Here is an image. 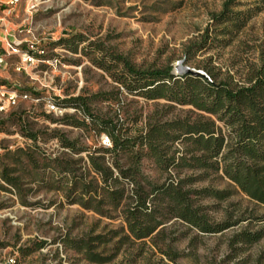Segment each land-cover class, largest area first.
Here are the masks:
<instances>
[{
    "label": "rangeland",
    "instance_id": "rangeland-1",
    "mask_svg": "<svg viewBox=\"0 0 264 264\" xmlns=\"http://www.w3.org/2000/svg\"><path fill=\"white\" fill-rule=\"evenodd\" d=\"M7 1L0 0V39L9 33L18 53L5 57L0 86L30 98L0 114V167L8 163L2 158L6 151L31 144L24 136L27 131L36 133L37 146L53 156L61 152L55 139H47L54 129L71 140L79 138L84 145H109L105 135L60 125L57 121L65 115L81 118V114L72 108H60L63 114L48 111L47 102L57 99L108 94L109 100L91 104L92 111L129 131H145L156 120L199 114L189 106L128 95L93 63L101 60L107 66L110 55H120L143 69L170 66L173 74L179 63L202 72L205 67L231 86H246L258 74L264 77V4L253 0H237L241 6L233 11L257 7L259 12L243 29L227 36L219 35L222 27L211 23L225 0H19L6 5ZM206 33L210 37L206 46L187 59L186 51H198ZM71 37L77 39L76 53L59 44ZM32 39L45 51L40 59L45 62L24 65L20 55ZM54 60L57 63L49 62ZM141 170L156 184L169 175L175 177L174 172L160 171L152 160H143ZM201 173L181 170L179 177ZM189 187L231 193L223 201L205 198L198 204L207 208L212 222L232 226L221 233L201 234L171 219L161 235L127 242L106 264H264V237L250 246L230 248L234 235L264 229V206L250 201L221 173L209 174ZM28 202L34 206L22 207L12 195L0 192V259L14 256L17 264H92L81 254L65 250L60 240L107 234L121 226L119 220L99 218L78 206L59 207L52 193L38 192ZM49 203L53 206L46 208ZM118 239L104 247L105 256L113 254ZM40 243L44 245L37 248Z\"/></svg>",
    "mask_w": 264,
    "mask_h": 264
},
{
    "label": "trees",
    "instance_id": "trees-1",
    "mask_svg": "<svg viewBox=\"0 0 264 264\" xmlns=\"http://www.w3.org/2000/svg\"><path fill=\"white\" fill-rule=\"evenodd\" d=\"M264 4V0H253ZM241 4L225 0L220 13L211 23L222 27L219 35L239 32L259 9L233 11ZM228 26H231L228 27ZM198 51H186V58L203 49L206 33ZM76 38L61 39L72 53ZM80 41V40H79ZM99 50V49H98ZM111 64L93 63L128 95L148 101L164 100L178 106H189L198 112L172 120H156L146 130L123 129L94 113L91 104L109 100L108 94L77 96L52 102L59 108H72L81 118L65 115L60 125L105 135L108 146L84 145L79 138L52 130L47 139H55L61 149L58 155L47 154L37 146L38 136L24 135L31 144L6 151L8 163L0 167V192L12 195L22 207H32L30 196L52 193L58 206H78L99 218L119 220L118 230L80 239L64 236L65 250L81 254L92 264L109 263L127 242H142L163 233L167 221L175 219L201 234H217L230 228L229 222L214 223L199 200L227 199L231 193L210 188H186L209 174L221 173L237 190L257 205L264 206V77L258 74L246 86H231L218 81L217 75L203 68L207 78L190 74L174 75L170 66L143 69L122 56L110 55ZM56 122V121H54ZM152 160L162 172H174L161 184L142 174L143 160ZM2 160V161H3ZM181 170L201 171L197 177H179ZM36 204V203H35ZM53 206L49 203L46 208ZM114 243L112 255L104 247ZM264 237V229L243 231L233 236L230 248L250 246ZM40 243L37 248H41ZM101 248V251H97Z\"/></svg>",
    "mask_w": 264,
    "mask_h": 264
},
{
    "label": "built area",
    "instance_id": "built-area-1",
    "mask_svg": "<svg viewBox=\"0 0 264 264\" xmlns=\"http://www.w3.org/2000/svg\"><path fill=\"white\" fill-rule=\"evenodd\" d=\"M19 0H8L6 5H15L18 3ZM34 8L33 6L31 7ZM2 27V19L0 17V29ZM21 31H19L20 33ZM11 35L6 32L5 36L0 39V44H2V49L0 50V69H2L5 65L6 56H9L10 53H18L17 49L12 46V42L9 40ZM45 51L42 48L38 47V41L36 39H32L29 41L27 46V51L23 52L20 55L21 63L24 65H33L39 62H45L40 60ZM51 64L57 63L56 60L49 61ZM48 63V62H47ZM30 96L25 93L21 92L15 88H7L5 86H0V114L7 109L15 108L21 102L29 100ZM48 111L55 113V114H63L62 112L64 109H60L59 107L55 106L52 102H47ZM0 264H17V260L14 256L4 257L0 259Z\"/></svg>",
    "mask_w": 264,
    "mask_h": 264
},
{
    "label": "water",
    "instance_id": "water-1",
    "mask_svg": "<svg viewBox=\"0 0 264 264\" xmlns=\"http://www.w3.org/2000/svg\"><path fill=\"white\" fill-rule=\"evenodd\" d=\"M174 74L178 75V76H181L184 74H190V75L195 76V77L207 78V75L204 72H202L200 70H196V69L188 67V66H185V65H182L180 63L176 66Z\"/></svg>",
    "mask_w": 264,
    "mask_h": 264
}]
</instances>
